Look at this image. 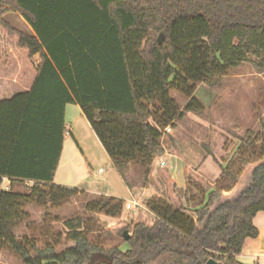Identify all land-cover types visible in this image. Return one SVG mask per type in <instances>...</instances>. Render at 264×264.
Instances as JSON below:
<instances>
[{
	"label": "trees",
	"instance_id": "16d2710c",
	"mask_svg": "<svg viewBox=\"0 0 264 264\" xmlns=\"http://www.w3.org/2000/svg\"><path fill=\"white\" fill-rule=\"evenodd\" d=\"M250 62L264 72V0H0V251L23 264H245L238 257L264 211L263 118L210 190L189 180L180 196L171 181L166 196L148 198L151 222L109 225L99 214L120 217L126 201L104 194L62 219L56 236L17 230L29 206L50 216L86 193L55 183L68 104H79L131 188L132 167L149 176L163 137L187 113H204L198 85H220Z\"/></svg>",
	"mask_w": 264,
	"mask_h": 264
},
{
	"label": "rangeland",
	"instance_id": "374dc122",
	"mask_svg": "<svg viewBox=\"0 0 264 264\" xmlns=\"http://www.w3.org/2000/svg\"><path fill=\"white\" fill-rule=\"evenodd\" d=\"M6 17L19 29L32 33L26 30L28 28L19 15L10 13ZM195 95L204 103V113L201 115L187 113L186 117L178 123L177 128L173 129V133L163 137L165 152L160 156L162 158L158 157L155 160L149 176H145L140 167H132L131 196L129 186L109 171L111 167L102 145L98 141L93 142L90 148L94 150V158L90 163L82 154L69 130L65 141L64 157L55 183L59 185L63 182L71 183L65 186L81 189L93 187L92 185L96 184L95 190L111 191L116 197L125 199V209L120 217H111L104 212L99 214L100 218L111 226L130 221L151 222L154 216L148 209L146 200L155 195L166 196L171 181L176 183V190L180 196H184L189 180L210 190L212 184L221 175V164H225L233 156L245 132L256 127L261 118L264 119V72L256 69L253 62L245 63L226 75L220 85L212 87L204 83L199 84ZM172 96L177 98L181 107L185 104V97L176 93H172ZM69 106L66 123L68 127L73 124L78 135L77 131L82 130L86 119L76 116L75 107ZM71 108L74 111H71ZM78 138L84 145L82 136L80 138L78 135ZM208 149L217 159L208 154ZM171 155L177 157L172 158ZM162 160L166 165H162ZM172 171L175 173L176 180ZM105 176L109 177L112 183L110 186L105 182ZM6 186H9L8 180H5L3 184V187L6 188ZM14 190L24 192L25 187L17 183ZM100 195L104 194H97L94 191L86 192L60 209L51 208L50 216L39 207L29 206L30 221L20 226L17 235L39 236L40 240L47 236H56L64 232L62 219L83 214L84 203ZM132 200L136 202L135 205ZM56 215L61 218L59 221L54 220ZM261 216L259 215L258 218ZM257 223H260L259 219ZM125 232L131 235L128 230ZM110 239H112L111 236ZM126 241L125 238L122 239L123 249L127 247ZM62 248L63 246L60 247ZM0 264L23 263L14 254L0 251Z\"/></svg>",
	"mask_w": 264,
	"mask_h": 264
},
{
	"label": "crops",
	"instance_id": "0c3cea01",
	"mask_svg": "<svg viewBox=\"0 0 264 264\" xmlns=\"http://www.w3.org/2000/svg\"><path fill=\"white\" fill-rule=\"evenodd\" d=\"M16 14V15H19L22 19V21L24 22L25 26H27L28 29L26 30H29V31H32V33H34L32 27L29 25V23L23 18L22 15H20L18 12H9L8 14ZM7 14V15H8ZM6 15V16H7ZM7 18V17H6ZM12 24V23H11ZM13 25V24H12ZM15 26V25H14ZM16 27V26H15ZM18 28V27H17ZM39 59V55H37L36 57V60ZM69 105H72V107H75L76 109V116H79V117H82L85 120V124L84 126L82 127V130L80 131H77L78 132V135L82 136V140L84 142V145L81 144V141L79 140L78 138V135L76 133V128H74L75 126L72 124L68 127V123H67V127L69 128L68 130L70 131L73 139L75 140L77 146L80 148L82 154L84 155V157H86V159H88L90 161V163L92 162L93 160V149H91L90 147L92 146L93 142L96 143V141H98V143L100 145L101 142L99 141V139L97 140V136L95 134V132L93 131L89 121L87 120V118L85 117L81 107L79 106V104L77 103H70L67 105L66 107V116L65 118H67V115L69 113ZM71 111H74L73 108H71ZM67 122V121H66ZM68 134V133H67ZM67 136V135H66ZM66 136H65V139H64V142H63V151H62V156H61V159H60V163H59V167H58V170H57V173L60 169V166H61V162L63 160V157H64V153H65V141H66ZM103 145H102V149H103ZM70 149V147H69ZM72 153V152H70ZM107 154V152H106ZM172 158H176L177 156L176 155H171ZM174 156V157H173ZM176 156V157H175ZM162 158V157H160ZM107 161H108V164L109 166L111 167V169L109 170L112 175L114 174V176L116 177H119L121 179V181H124L123 177L119 174V172L117 171V169L114 167L112 161H111V158L109 157V155L107 154ZM162 162H165L164 160H162ZM168 164V163H167ZM117 171V172H115ZM173 172V177L175 179V173L174 171ZM57 173H56V177H57ZM219 175V174H218ZM56 177H55V181H56ZM176 180V179H175ZM105 182L107 183V185H111V181L109 179L108 176H105ZM125 182V181H124ZM177 182V181H176ZM178 183V182H177ZM68 184H71V183H64L61 184V185H68ZM93 187H90L88 186L87 188H85L84 190L86 192H89V191H94V192H97V194H105V195H110V196H115L114 195V192H111V191H100V190H95V187L97 186L96 184L92 185ZM129 189V192H130V196H131V190H130V187H128ZM259 215H262L260 218ZM257 219H259V224L257 223ZM254 223L255 225L259 228V235L254 238V239H247L246 243H245V246L243 248V251L242 253L239 255V260L245 264H264V211L258 213L256 215V217L254 218Z\"/></svg>",
	"mask_w": 264,
	"mask_h": 264
},
{
	"label": "water",
	"instance_id": "95a60500",
	"mask_svg": "<svg viewBox=\"0 0 264 264\" xmlns=\"http://www.w3.org/2000/svg\"><path fill=\"white\" fill-rule=\"evenodd\" d=\"M163 39H164V35L161 34L159 37V42L162 43ZM129 237H130L129 233L125 232V239L128 240ZM205 264H219V262L213 258H210L209 260H207Z\"/></svg>",
	"mask_w": 264,
	"mask_h": 264
},
{
	"label": "built area",
	"instance_id": "2783aa9c",
	"mask_svg": "<svg viewBox=\"0 0 264 264\" xmlns=\"http://www.w3.org/2000/svg\"><path fill=\"white\" fill-rule=\"evenodd\" d=\"M162 165H166L165 164V162H162ZM5 188V187H4ZM6 189H9V186H6ZM135 200V199H134ZM134 200H132L133 201V204L135 205L136 204V202H134ZM129 205V204H128Z\"/></svg>",
	"mask_w": 264,
	"mask_h": 264
}]
</instances>
